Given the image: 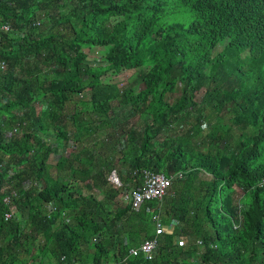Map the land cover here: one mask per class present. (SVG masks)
<instances>
[{
  "label": "trees",
  "instance_id": "1",
  "mask_svg": "<svg viewBox=\"0 0 264 264\" xmlns=\"http://www.w3.org/2000/svg\"><path fill=\"white\" fill-rule=\"evenodd\" d=\"M0 60V264H264V0H0ZM144 171L182 176L117 206Z\"/></svg>",
  "mask_w": 264,
  "mask_h": 264
},
{
  "label": "built area",
  "instance_id": "2",
  "mask_svg": "<svg viewBox=\"0 0 264 264\" xmlns=\"http://www.w3.org/2000/svg\"><path fill=\"white\" fill-rule=\"evenodd\" d=\"M2 28L5 30H9V25L4 24ZM4 61L0 60V68H4ZM18 127L13 128V131L16 132ZM181 174L178 175H170L167 177L163 174L151 173L149 171L143 172V187L142 189L135 190L130 189L124 200L127 201V205L130 206L133 210H138L140 205L144 201L156 200L161 201L165 195L167 194V190L171 187L172 182L175 178H181ZM264 183V180H263ZM5 202L10 200V197L7 195L4 198ZM10 218V214L5 215V220ZM152 223L154 226V236L151 239H147L143 241L138 247L131 248L129 250V255L131 257L143 256L147 261H151L155 251L158 247V237L165 232L167 229L171 230L172 227L166 228V226L161 223L158 215L154 214L152 217ZM168 230V231H169ZM186 242L183 239L178 241V246H185ZM125 262V261H123ZM73 264H94V263H73ZM106 264V263H101ZM113 264H123V263H113Z\"/></svg>",
  "mask_w": 264,
  "mask_h": 264
},
{
  "label": "rangeland",
  "instance_id": "3",
  "mask_svg": "<svg viewBox=\"0 0 264 264\" xmlns=\"http://www.w3.org/2000/svg\"><path fill=\"white\" fill-rule=\"evenodd\" d=\"M84 50V52H85V54H86V58H87V60H88V62H89V64H91V63H100V62H102V52H103V49L102 48H96L95 50H94V52L92 51H89L88 49H86V48H84L83 49ZM32 65V64H31ZM136 75H137V73L136 72H134V71H124V72H122L121 74H118V75H114V74H111L110 76H108V78H107V82H112V83H119V84H121V86L122 87H124V86H127V84L129 83V82H131V81H133L134 79H135V77H136ZM145 87V85L143 84V85H141V84H136V85H134V87H133V90H134V92H138V91H140V90H142L143 88ZM88 95H89V89H86V90H84L81 94H79V97L80 98H83L84 100H86L85 98L86 97H88ZM173 97L171 96V99H172ZM36 110H39L40 108H42V103H41V100H39L38 101V103H36ZM192 116H193V118H192V121H191V124H193V122H194V120H195V117H197L198 116V114H197V112H194L193 114H192ZM221 117L222 118H224L225 119V121H227L228 119H229V117L230 118H232L230 115H226V113H224L223 115H221ZM139 118V119H138ZM142 117H139L137 114L135 115V116H132V115H130L129 116V119H128V122H127V124H128V126L130 125V124H134V123H136L137 121H139L140 119H141ZM190 124V125H191ZM16 125H19V124H15L14 126H16ZM208 125H209V123L208 122H204V123H202V125H200V126H198L199 127V129L201 130V132L202 133H204V134H208L209 133V127H208ZM13 126V127H14ZM13 127L11 126V128L13 129ZM18 127V126H17ZM12 129H8V130H6L5 132H6V135H7V137H9V135H10V132L12 131ZM19 131V129H17V131L16 132H18ZM48 143H53V139L52 138H48L47 140H46ZM51 141V142H50ZM75 150H77L76 148H72L71 146L69 147V148H67V149H63V148H61V150L58 152V154L59 155H62L63 157H65V156H69V155H71V154H73L74 153V151ZM13 172H14V169L13 170H11L10 171V174L12 175L13 174ZM48 172L50 173V175L51 176H53L54 174H53V172H54V169H53V167L52 168H50L49 170H48ZM111 174V173H110ZM108 175V179H107V182H108V185L109 186H111V187H113L114 189H116V190H119L120 189V186H121V184H122V182H121V180L119 179V178H117V177H114L112 174L111 175ZM201 178L202 179H204V180H211V175H209V174H207V173H204V172H202V174H201ZM4 182H6V180L4 181ZM176 184V183H175ZM179 184V183H178ZM41 185L42 184H40V183H37V182H34L33 183V186H36L38 189H41ZM177 185V184H176ZM128 186V185H127ZM174 188H175V185L173 186ZM10 189V187H3V191H7V190H9ZM98 189V188H97ZM125 189H127V191H125V192H123L122 194H121V192L119 193L120 195L116 198V200H115V203H116V205L117 206H122V207H124V206H126L127 205V201L126 200H124V198L126 197V195L128 194V192H129V186H128V188H125ZM124 190V189H123ZM122 190V191H123ZM88 194H91V195H94V197L98 200V201H100L101 203H103V204H105V208H109L107 205H109L108 203H106V199L104 198V195H103V192H101V191H99V190H94L92 193H88ZM235 199H239V195L238 194H236L235 196ZM50 210V208L47 206L46 207V209H45V211H49ZM158 215H159V213H157ZM160 217V221H161V223L164 221V224H165V226L166 227H170L171 226V223L169 222L168 224H167V220L165 219V220H163V217L161 216V213H160V215H159ZM150 227H152V226H150ZM169 230V229H168ZM167 230V231H168ZM183 237H181V239H182ZM184 239V238H183ZM185 240V239H184Z\"/></svg>",
  "mask_w": 264,
  "mask_h": 264
},
{
  "label": "clouds",
  "instance_id": "4",
  "mask_svg": "<svg viewBox=\"0 0 264 264\" xmlns=\"http://www.w3.org/2000/svg\"><path fill=\"white\" fill-rule=\"evenodd\" d=\"M166 228H168V227H166ZM167 230H168V229H167ZM182 239H183V238H182ZM183 240H184V239H183ZM185 242H186V241H185ZM197 243H198V244H200V242H199V241H198ZM185 245H186V244H185ZM179 247H180V246H179ZM182 247H183V246H182Z\"/></svg>",
  "mask_w": 264,
  "mask_h": 264
}]
</instances>
